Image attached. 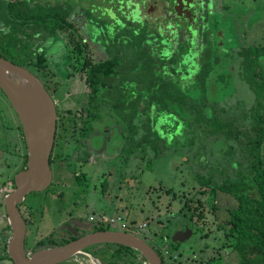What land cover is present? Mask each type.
Returning <instances> with one entry per match:
<instances>
[{
	"label": "rangeland",
	"instance_id": "374dc122",
	"mask_svg": "<svg viewBox=\"0 0 264 264\" xmlns=\"http://www.w3.org/2000/svg\"><path fill=\"white\" fill-rule=\"evenodd\" d=\"M2 1L5 0H0V2ZM56 1L60 3L66 1L67 7H74L73 11L75 13L68 18V23L71 26L67 27V33L73 31L81 39V43L84 46L82 55L76 54L73 47L69 45L67 33L60 30L50 33L48 30L38 26L30 24L20 25L21 32L19 37L22 39L28 35L29 40L35 48V52L38 51L39 53H42L40 50L46 42L55 44L54 47L60 44L71 59L69 63L71 65L72 77H69L67 80H60L56 75L46 77L48 84L51 87H55L58 91L55 95V102L58 105L60 115L65 116L69 121L67 130L63 131L62 136L60 135L59 147L55 151V158L61 161L69 159L70 155H78L77 146L81 138L80 136L84 135L89 126L88 120L91 118L89 113L93 111L91 108L99 103H101L103 112L111 114L108 122L106 121L108 118L104 119V122H107L106 126H103L104 131H106L105 136H107L106 134L108 132L113 137V129L117 126L123 128L122 123L116 125L119 120L118 118H114L113 114L115 113L112 114L110 109L112 98L108 97L107 89L104 88L102 90L103 92L98 91L94 96L89 93V89L85 85V78L89 71H80L83 57L88 58L93 63L92 65L105 62L113 63L114 61L116 66L121 63L125 64L127 58L133 61L134 59L136 60L138 53H136L135 49L131 48L126 52L125 47H123L124 44L109 42L114 37V31L122 26L121 22L114 20L115 25L105 26L104 20L107 17L105 14H102L99 18V26L94 27L96 23L89 17L85 20L79 9L81 8L80 3H76V0H51L50 2L53 4ZM193 1L178 0L177 6L185 9L184 4L187 3L190 6L193 5ZM209 1L211 3L209 16L205 14V9H202L203 5L201 0H197L198 7L193 6V18L195 22H191V24L196 32L194 38L192 34V40L190 41L188 39L189 36L183 32H180L177 38L173 34L169 35V26L166 27L165 25L167 18H161V7L159 4H155L153 0H148L147 4L151 5V7L153 6L155 10L146 14L144 19L149 22L148 28L156 32L152 34L153 37L157 33L160 36V39L155 38L152 40L151 38L150 41H147L150 55L152 57H162V60H164L162 62L163 67H169L171 58L177 56L179 59L178 68H176L179 74L176 78H172L174 75L170 74L172 73L170 68L165 69V74L167 75L165 80L171 77L173 83L182 85L183 81L188 82L189 79H193L198 70L199 57L198 51L196 50L198 48L201 54L206 47L213 48L214 52L216 54L218 53V57L221 56L223 58V65H225L228 63L229 57H235L233 52L231 53L229 51L230 46L234 48L242 43L241 45L245 48L242 56H252L258 49L264 47V0L257 1V5L261 10L256 12V19L259 24L253 32L255 33L254 36L242 35L252 26V22L249 21V26L246 29L243 27L245 29L243 33H241L238 26L232 28L233 31L235 30V34H233L231 43H227V37L223 34V31L227 29L228 22L231 21V19L230 21L227 19V16L223 17L224 0ZM243 1H249L250 3V0ZM213 11L216 13L212 14ZM2 12L5 14L4 10ZM201 17H204V20ZM159 24L161 27L156 28V25L158 26ZM199 25L200 27L201 25L203 26L202 33L204 36L202 33L197 32ZM90 35L93 36L94 40ZM165 38L167 41H170L168 44L164 40ZM89 41H92V43L88 44ZM180 42L187 43V45L185 44L187 48L183 58H181L180 53H177L179 51L176 52ZM161 43L165 45L163 46L164 48L160 46ZM183 49L184 45L181 46V50ZM123 53H126L127 57ZM218 60L220 61V58L217 59V62ZM232 61L235 64L238 58H233ZM156 62H150L145 70L151 74L155 73L160 67V61L157 60ZM258 64L262 71H264V55L258 58ZM122 67L125 66L122 65ZM229 67L227 65H225V68H222V66L218 68L216 66L209 75L211 82V84H208L210 87V96L220 102L223 101V97L229 99L223 105L226 115L230 117L233 114H239L241 116L242 114L249 115L251 109L256 105L250 78L245 76V66L242 70L241 65H237L233 73L229 72ZM116 70L117 66L114 70L112 69L113 72ZM135 71L137 72L139 70L135 69ZM185 72H188L190 77H186L184 75ZM112 76L113 74L109 75L111 81ZM238 76L243 78L245 83L242 82V84L246 85V87L240 84L235 85L233 79ZM146 82H148V79L145 77L144 82H137L135 85L136 94L137 92L143 94V101L139 104L140 109L147 105L148 96L150 95L146 86L148 83ZM154 83H157V80H154ZM191 87L193 90H196V84H193ZM156 103L154 101L153 105L143 113L141 121L143 120L145 122L148 116L152 119L154 118V114L160 110L159 103ZM86 110L88 111L87 114ZM160 126L158 124V127ZM158 132L161 133L162 131L158 129ZM114 135H117L113 138L114 143L108 147L111 152L117 147L120 151L122 147L120 144L122 142L121 138H119L117 133ZM136 138L138 141V136L134 139L136 140ZM208 142L211 143V140L209 139ZM230 143L233 145L237 144L234 141ZM118 150L113 155L107 154L106 150H104L102 153L104 157L102 159L103 162L99 165L98 169L91 170L78 163L73 165L71 169L69 168L71 176H69L70 174L67 169L58 161L55 164L57 166H54L55 185L47 192L45 191V193L37 192L28 194L26 201H31L32 204L35 203V207L43 206V201L50 202L51 206L56 207L60 201L61 204L73 201L68 196V193L72 189L76 191L74 197H77V202L83 200L88 202L86 209L82 212L78 209H73L72 216H75L79 211L78 214L83 213L87 221H95L103 227H105V224L102 222V217L112 218L116 215L122 216V221L125 220L124 222L131 227H129L130 229L138 230L139 226L145 225V228L135 234L146 240L152 246L158 247L166 264H205L207 262L210 264H221L222 257L228 252V247L227 240L224 237V230H218L217 226L220 225L223 229V225L228 219L227 209L232 206V201L229 200L227 202L225 200L226 198H222L218 200L215 211H211L209 207L210 203H207V195L201 191L202 188L197 181V174L207 173V170L197 166V160L195 156L193 157L196 150H193L194 154H187L181 150V147L178 148L177 145L173 147L165 145L160 148V155L156 156L147 147L146 152H135L129 158H125L123 155L121 156ZM214 154L204 155L202 159L212 164L215 161ZM240 156L241 154L238 152L236 160H240ZM123 160L129 163L128 168L123 163ZM220 161L222 166H229V162L221 159ZM100 173H102L101 177L99 176ZM96 177L99 180L97 183V180H95ZM60 185L70 187V189L62 188ZM60 191L65 192L63 200H58L57 193ZM0 196L2 195L0 194ZM42 196H44L43 199ZM217 197L221 198L222 196L219 195ZM58 222L54 219L53 223L51 225L48 224L47 226H50L46 228H53ZM41 225L38 233L34 235L35 241L47 235L46 232L42 231V227L44 228L45 226ZM181 225H185L192 230L191 237L184 242L176 241L177 233ZM111 228L118 230L115 226ZM103 248L106 249V247ZM108 250L114 251L116 248L109 246ZM87 254L96 260L98 253ZM91 258L82 254L75 256L74 261H76V264H92ZM260 259V255L256 254L248 257L242 264H259ZM96 261L98 264H101L98 260Z\"/></svg>",
	"mask_w": 264,
	"mask_h": 264
},
{
	"label": "trees",
	"instance_id": "16d2710c",
	"mask_svg": "<svg viewBox=\"0 0 264 264\" xmlns=\"http://www.w3.org/2000/svg\"><path fill=\"white\" fill-rule=\"evenodd\" d=\"M50 1L5 0L0 2V11H5L3 17H0V20H3L0 24L5 26V29L0 32V49H9L13 54L23 49L24 52H30L27 53L28 55L31 54L30 47L23 46L14 32L20 25L38 26L50 33L56 30L67 33V27L71 26L68 18L75 13L74 7H67L66 1L62 3L56 1L53 4ZM76 3H80L79 9L85 20L89 17L96 23L94 27L99 26L98 22L102 14L107 17L104 20L105 26L115 25L114 20L121 22L122 26L114 31V37L109 42L124 44L126 52L131 48L138 53L136 60L127 58L124 64L126 67L129 63L133 65L135 85L137 82H144L145 77L148 79L146 86L150 95L147 105L142 109L139 108V104L143 101V94L140 92L136 94L135 88V124L129 128L126 127L125 133L129 132V135H122L124 139L121 147L122 155L129 157L135 152L144 153L149 147L156 156H159L160 148L165 145L168 147L177 145L187 154H192L193 150H196L193 157L195 156L197 160V166L207 170V173L197 174V181L202 188L201 191L207 195V203H210L211 211H215L218 200L222 198H226L227 202L232 201L230 202L232 206L227 209V222L223 225L227 247L231 250L228 253H232L226 262L242 264L249 256L258 254L261 257L259 264H264V71L258 64V58L264 55V47L258 49L252 56L241 57L243 69L244 66L246 69L245 76L250 78L252 84L256 105L249 115L233 114L230 117L226 115L223 105L229 99L223 97V101L220 102L210 96L209 75L216 66L225 68L223 58L218 57V53L216 54L213 48L206 47L202 54L199 48L196 49L199 57L197 73L193 79L178 85L172 82L171 77L165 80L167 76L165 69L170 68L172 71L170 74L174 75L172 78H176L179 74L176 71L179 64L177 56L170 59L169 67H163L162 57H152L149 53L147 41L151 38L152 40L160 39V36L157 33L153 37L152 34L156 32L148 28L149 23L144 19L141 3L138 0H76ZM6 30L9 32L4 34ZM67 35L73 50L77 55H82L84 50L81 39L73 31ZM90 36L94 40L93 36ZM185 44L187 45L180 42L176 49L181 58L185 56L187 48ZM182 45H184L183 50H181ZM124 55L127 57L126 53ZM0 57L25 66L9 57L2 55ZM218 58L220 61L217 62ZM157 60L160 61V67L155 73L151 74L145 70L150 62L157 63ZM43 61L39 60V64ZM87 65L90 66L89 84L94 92L101 84L105 87L109 75L115 73L112 69L116 68L114 61L95 65L88 61ZM135 69L139 71L136 72ZM184 75L190 77L188 72ZM154 80H157V83H154ZM193 84H196V90L191 87ZM154 101L157 102L156 104L159 103V112L154 114L153 119L148 116L145 122L141 121L143 113L153 105ZM110 104V109L115 111L118 100L112 98ZM97 117L100 116H95L94 119ZM158 124L161 126L158 127ZM158 129L162 132H158ZM136 136L139 138L138 141L137 138L134 139ZM209 139L211 143L208 142ZM233 141L237 143L238 149L236 145L230 143ZM238 152L241 154L240 160H236ZM208 154L215 155V161L212 164L202 159ZM220 159L229 162V166H222ZM219 195L222 197H217ZM108 229L110 228L106 226L99 228L100 231ZM107 245L115 247L116 250L114 255L97 254V259H101L105 264H113L112 257L118 259V262L114 264H141L145 261L139 253L130 248L114 244ZM152 247L163 264H166L160 249L156 246Z\"/></svg>",
	"mask_w": 264,
	"mask_h": 264
},
{
	"label": "flooded vegetation",
	"instance_id": "af4514ba",
	"mask_svg": "<svg viewBox=\"0 0 264 264\" xmlns=\"http://www.w3.org/2000/svg\"><path fill=\"white\" fill-rule=\"evenodd\" d=\"M141 3V9L143 10V15L154 11L155 8L151 5H148V0H138ZM151 1V0H150ZM155 4H159L161 7V18H167L165 22L166 27L169 26L168 30H170L169 35L173 34L174 37H178L180 32L185 33V35L189 36V40H192V34L194 38L195 29L191 22H195L194 20V11L193 6H197V0L193 1V5L188 6V4H184L186 7L185 9L179 8L177 6L178 0H153ZM202 1V9H205V14L209 16L211 6H209V0H201ZM145 7V8H144ZM216 12L213 11L212 14ZM4 13L0 11V17L2 18ZM207 18V17H206ZM204 20V17H201ZM148 21V20H147ZM3 22V20H0ZM149 23V22H148ZM160 28L161 25H156V28ZM164 28V27H163ZM5 29V26L1 23L0 24V32ZM203 26L199 25L198 33H202ZM11 31V30H10ZM9 30L4 31L3 33H8ZM14 32L17 35V38L21 41L23 46L28 45L31 50V54L28 55L24 52L23 49L18 50L14 54L9 49H0V56H5L13 59L16 62H20L25 64V66H21L29 70L34 76H36L41 83L43 84L44 89L47 91L49 96L55 102V95L56 90L55 87H51L46 77L49 75H56L60 80H67L71 76V65L69 63L70 57H68V53L61 47L60 44H51L50 42H46L44 46L41 48V52H35V48L32 45L31 41L29 40V36H25L24 38H20V27L16 28ZM158 32V31H157ZM203 34V33H202ZM187 39V40H188ZM166 40V38H165ZM167 41V40H166ZM170 41H167V44ZM92 43V41H89ZM71 45V44H69ZM83 50L84 46L81 43ZM162 46H165L162 44ZM25 48V47H24ZM83 53V52H82ZM29 57V58H28ZM35 59V60H33ZM44 60L43 63L39 64V60ZM83 63L80 67L81 72H88L90 66L87 65V62H91L88 58H83ZM15 64V63H14ZM93 64V63H92ZM18 65V64H17ZM123 63L116 65L117 70L112 76V81L110 78L107 81L105 87L99 86V89L94 92L92 86L89 84V73L85 78V85L89 89V93L93 96L98 93V91H102L104 88L107 89V95L111 98H116L118 100V107L116 110H112V114L114 118H118L119 122L116 125L122 123V127H130L135 124L134 118V98H135V82H134V67L129 63L127 67ZM20 66V65H19ZM133 67V68H132ZM76 76V74H75ZM102 79V77H101ZM59 90V89H58ZM103 92V91H102ZM56 111H57V118H56V128H55V136L53 147L51 150L50 155V168L52 172V179L49 187L45 190L46 192L55 185L54 181V166L58 161L61 165H63L68 173L70 174L71 167L75 164H81L90 168L91 170L98 169L99 165L103 162V152L106 150V153L109 155H113L117 152L118 147L113 150V152L109 151V145L114 143L113 138L118 134L119 138H121L122 142L121 145L124 143V139L122 138L123 134L126 136L129 135V132L125 133V130L121 127H116L113 129V137L112 134L107 132V136H105L106 131H104L103 126H106L108 120H110L111 114L108 112H103V108L101 103L92 107V112L89 113L91 118L89 121V126L86 129L84 135L80 136V141L77 146L78 155H70L69 159L66 160H58L55 158V151H57L59 147V139L60 135L62 136L63 131H66L69 126V121L66 119L65 116L60 115V111L58 110V105L55 102ZM86 110V114H87ZM95 116H100L99 118H95ZM107 119V122H104V119ZM114 119V120H115ZM87 122V121H86ZM87 125V123H85ZM112 126V125H111ZM118 153L121 154V150H118ZM124 156V155H123ZM101 157V158H100ZM130 157V156H129ZM126 157L125 158H129ZM91 158V159H89ZM102 160V161H101ZM126 160V159H124ZM125 166L128 168L129 163L125 162ZM64 161V162H62ZM100 163V164H99ZM27 164V146H26V138H25V130L22 122L20 121L19 117L15 113L14 109L12 108L11 104L9 103L7 97L0 89V264H15L13 259L9 256L8 253V245L11 241L12 231L9 227L8 217L6 212V207L4 206L3 200L4 197L12 192L15 188V177L16 175L26 168ZM71 176V174L69 175ZM102 176V173L99 175ZM93 177V176H92ZM73 178V177H72ZM71 178V179H72ZM101 179V178H100ZM73 180V179H72ZM76 180V179H75ZM96 183L99 181L96 177ZM74 181V180H73ZM62 186V185H60ZM62 188H69L66 186H62ZM94 188V187H93ZM86 190V189H85ZM89 190V189H87ZM45 191H43L45 193ZM76 191L70 190L68 196L73 199L70 200L72 202H58L57 206H51L50 202L43 201V206L33 208V204L31 201H26L27 195L21 204L17 206L20 215L22 216L25 222V238H24V252L27 257H30L33 253L48 249L51 247L62 246L68 244L71 241L76 240L79 237L84 235L99 232V228L103 227L99 225L95 221H87L85 215L82 212L86 209L88 202L86 200L77 202V197L75 198L74 194ZM79 193V192H78ZM30 194V193H29ZM52 195V194H51ZM65 192L60 191L57 193L58 200L64 199ZM34 198V197H33ZM44 196H42V199ZM78 209L79 211L75 216H72V210ZM55 215V217H53ZM57 216V218H56ZM53 217V218H52ZM54 219L59 221L56 226L53 228H46L49 227ZM44 222V223H43ZM43 223V224H42ZM42 224V225H41ZM50 224L49 226H47ZM42 227V231L46 232L42 239L35 241L34 235L38 233L39 227ZM185 226V225H182ZM187 227V226H186ZM218 230H224L221 226H217ZM108 230H116L110 229ZM106 231V230H104ZM225 232V231H224ZM225 234V233H224ZM225 237V235H224ZM103 247H106L103 248ZM109 245L101 244L89 247L83 251L85 255L88 256L87 253H105L114 255L115 250L110 251L108 250ZM228 252H230V248H227ZM226 252L225 256L222 257L221 264H227L226 260L232 253ZM101 254V257H102ZM82 255V254H81ZM254 256V255H253ZM251 257V256H249ZM248 259V258H246ZM96 260H98L96 258ZM101 264H104V261L101 259L98 260ZM109 262V261H105ZM112 262L117 263L118 259L112 257ZM60 264H76L74 261V257L69 261L60 263ZM78 264V263H77ZM237 264V263H235Z\"/></svg>",
	"mask_w": 264,
	"mask_h": 264
},
{
	"label": "water",
	"instance_id": "95a60500",
	"mask_svg": "<svg viewBox=\"0 0 264 264\" xmlns=\"http://www.w3.org/2000/svg\"><path fill=\"white\" fill-rule=\"evenodd\" d=\"M211 6V3L209 4ZM0 89L7 97L25 130L26 168L15 177V188L3 200L12 231L9 256L15 264H60L83 253L89 247L114 244L139 253L148 264H163L155 249L136 234L118 230L84 235L68 244L40 250L27 257L24 252L25 222L17 206L29 193L45 191L52 179L50 155L53 147L57 111L55 102L41 81L29 70L0 57ZM176 241L184 242L192 235L186 226L179 228ZM90 256V255H88Z\"/></svg>",
	"mask_w": 264,
	"mask_h": 264
},
{
	"label": "crops",
	"instance_id": "0c3cea01",
	"mask_svg": "<svg viewBox=\"0 0 264 264\" xmlns=\"http://www.w3.org/2000/svg\"><path fill=\"white\" fill-rule=\"evenodd\" d=\"M248 1V0H247ZM257 1L258 0H250L248 2H244L243 0H224V4H223V10H224V15L223 17L227 16V19H231L230 22H228L227 24V29L225 31H223V34L227 37V43H231L232 42V38H233V34H235V30L233 31L232 28H236V26L239 27V29L241 30V33H243V31L247 28V26H249V21L252 22V26H250V29L246 30V32H244L242 35L243 36H254L255 33L254 30L256 29V27L258 26V20L256 19V12L261 10L260 7L257 5ZM247 4V5H245ZM251 4V5H250ZM232 23V24H231ZM245 29H244V28ZM236 40V37H235ZM237 41V40H236ZM240 43V42H239ZM242 43L238 44L237 47L232 48L230 46V52L235 55V57L233 58H238V61L234 64L232 61V57H229L228 63H226L225 65L230 66L229 67V72L233 73L236 69L237 65H241V68L243 70V58H241L242 56V52L244 51V47L241 45ZM233 50V51H231ZM239 71V70H238ZM241 73V71H240ZM244 73V72H243ZM235 82V85H243V83H245L243 81L242 77H236L235 79H233ZM244 87H246V85H243ZM108 227V226H106Z\"/></svg>",
	"mask_w": 264,
	"mask_h": 264
},
{
	"label": "built area",
	"instance_id": "2783aa9c",
	"mask_svg": "<svg viewBox=\"0 0 264 264\" xmlns=\"http://www.w3.org/2000/svg\"><path fill=\"white\" fill-rule=\"evenodd\" d=\"M122 218L123 217L120 215H116L112 218L102 217V222L105 224V226L107 225L109 227L115 226L120 231H125V232L132 233V234H135L138 231H141L143 228H145V225H142V226H139L138 230L130 229L131 227L124 222L125 220L122 221ZM141 264H148V263L146 261H142Z\"/></svg>",
	"mask_w": 264,
	"mask_h": 264
},
{
	"label": "bare ground",
	"instance_id": "6f19581e",
	"mask_svg": "<svg viewBox=\"0 0 264 264\" xmlns=\"http://www.w3.org/2000/svg\"><path fill=\"white\" fill-rule=\"evenodd\" d=\"M89 258H91L90 256H89ZM91 263L92 264H98V262L96 261V260H94L93 258H91ZM105 264V263H104Z\"/></svg>",
	"mask_w": 264,
	"mask_h": 264
}]
</instances>
